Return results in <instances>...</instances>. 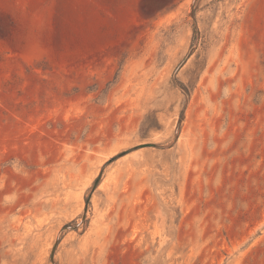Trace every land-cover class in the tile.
<instances>
[{"label":"rangeland","instance_id":"rangeland-1","mask_svg":"<svg viewBox=\"0 0 264 264\" xmlns=\"http://www.w3.org/2000/svg\"><path fill=\"white\" fill-rule=\"evenodd\" d=\"M0 264H264V0H0Z\"/></svg>","mask_w":264,"mask_h":264},{"label":"trees","instance_id":"trees-1","mask_svg":"<svg viewBox=\"0 0 264 264\" xmlns=\"http://www.w3.org/2000/svg\"><path fill=\"white\" fill-rule=\"evenodd\" d=\"M99 180H100V176L95 179L93 187H96L98 185Z\"/></svg>","mask_w":264,"mask_h":264},{"label":"water","instance_id":"water-1","mask_svg":"<svg viewBox=\"0 0 264 264\" xmlns=\"http://www.w3.org/2000/svg\"><path fill=\"white\" fill-rule=\"evenodd\" d=\"M56 247V245L54 246V248ZM54 252V249L52 250V253Z\"/></svg>","mask_w":264,"mask_h":264}]
</instances>
